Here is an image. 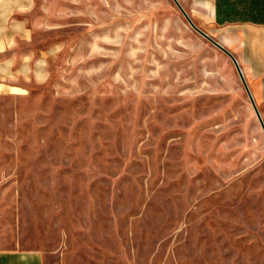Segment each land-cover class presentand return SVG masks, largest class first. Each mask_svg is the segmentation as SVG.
<instances>
[{"label": "rangeland", "instance_id": "1", "mask_svg": "<svg viewBox=\"0 0 264 264\" xmlns=\"http://www.w3.org/2000/svg\"><path fill=\"white\" fill-rule=\"evenodd\" d=\"M0 250L264 264V131L174 0H0Z\"/></svg>", "mask_w": 264, "mask_h": 264}, {"label": "crops", "instance_id": "2", "mask_svg": "<svg viewBox=\"0 0 264 264\" xmlns=\"http://www.w3.org/2000/svg\"><path fill=\"white\" fill-rule=\"evenodd\" d=\"M179 1L192 20L202 22L201 28L234 54L264 121V0ZM0 264L44 261L37 250H0Z\"/></svg>", "mask_w": 264, "mask_h": 264}, {"label": "water", "instance_id": "3", "mask_svg": "<svg viewBox=\"0 0 264 264\" xmlns=\"http://www.w3.org/2000/svg\"><path fill=\"white\" fill-rule=\"evenodd\" d=\"M174 2L176 3V5L179 7V9L181 10V12L185 15V17L187 18V20L189 21V23L192 25V27L197 30L200 34H202L204 37H206L208 40H210L212 43H214L216 46H218L221 50H223L226 54H228L230 56V58L233 60L238 72H239V75L241 77V80H242V83L248 93V96H249V99H250V102L253 106V109L258 117V120L263 128V131H264V121H263V118L261 116V113L258 109V106L251 94V91L249 89V86L246 82V79L243 75V72L241 70V67L239 66V63L236 59V57L234 56V54L228 50L225 46H223L218 40H216L214 37L210 36L208 33H206L204 30H202L200 27H198L194 21L190 18V16L188 15V13L186 12V10L184 9V7L182 6V4L180 3L179 0H174Z\"/></svg>", "mask_w": 264, "mask_h": 264}, {"label": "trees", "instance_id": "4", "mask_svg": "<svg viewBox=\"0 0 264 264\" xmlns=\"http://www.w3.org/2000/svg\"><path fill=\"white\" fill-rule=\"evenodd\" d=\"M230 9H227L226 12H229ZM219 22H222L221 20H219Z\"/></svg>", "mask_w": 264, "mask_h": 264}]
</instances>
